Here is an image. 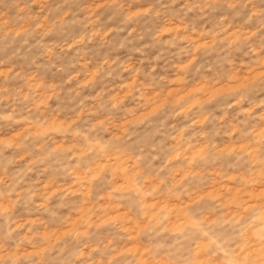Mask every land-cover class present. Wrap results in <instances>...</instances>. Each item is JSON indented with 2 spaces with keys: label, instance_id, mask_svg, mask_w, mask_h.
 Instances as JSON below:
<instances>
[{
  "label": "rangeland",
  "instance_id": "rangeland-1",
  "mask_svg": "<svg viewBox=\"0 0 264 264\" xmlns=\"http://www.w3.org/2000/svg\"><path fill=\"white\" fill-rule=\"evenodd\" d=\"M0 264H264V0H0Z\"/></svg>",
  "mask_w": 264,
  "mask_h": 264
}]
</instances>
